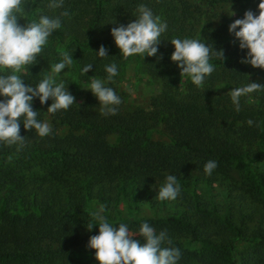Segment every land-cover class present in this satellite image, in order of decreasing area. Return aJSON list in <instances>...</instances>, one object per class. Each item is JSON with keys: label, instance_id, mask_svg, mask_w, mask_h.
<instances>
[{"label": "trees", "instance_id": "trees-1", "mask_svg": "<svg viewBox=\"0 0 264 264\" xmlns=\"http://www.w3.org/2000/svg\"><path fill=\"white\" fill-rule=\"evenodd\" d=\"M235 1L64 0L70 15L28 67L31 77L24 82L35 83L61 51L73 49L74 83L67 81L66 88L76 105L49 114L50 101L40 105L34 99L33 110L41 107L51 119V134L39 137L21 125L22 150L0 143V264H97L94 250L83 259L70 253L96 234V226L86 228L91 216L85 206L91 199L105 206V214L122 204L128 213L148 208L149 224L166 230L180 249L178 264H264V90L242 95L238 112L230 98L232 89L248 83L264 86V69L241 63L246 50L227 32L243 13L217 18V6ZM46 3L26 0L24 19L59 11ZM139 3L168 25L157 54L138 56V65L160 81L161 90L147 109L133 110H126L116 93L121 98L116 114L102 116L95 97L77 85L88 76L103 78L102 66L109 62L117 64V76L121 73L124 60L109 30L133 19ZM185 36L201 37L224 53L199 88L169 60V41ZM100 45L109 57L94 56ZM85 63L93 68L80 77ZM247 119L254 124L246 125ZM153 129H160L167 142L152 140ZM209 159L217 167L205 175L202 166ZM231 169H241L247 179L233 180ZM167 174L177 177L180 192L174 200L159 201L155 191ZM224 178L230 182L219 184V195L214 194V182ZM119 222L132 230L139 226L127 218ZM237 242L248 246L237 252Z\"/></svg>", "mask_w": 264, "mask_h": 264}, {"label": "clouds", "instance_id": "clouds-1", "mask_svg": "<svg viewBox=\"0 0 264 264\" xmlns=\"http://www.w3.org/2000/svg\"><path fill=\"white\" fill-rule=\"evenodd\" d=\"M25 4L26 0H0V143L15 145L17 151L26 145V136L19 134L21 125L39 137L52 132L50 122L39 119V111L33 110L34 99L40 105L50 101L46 108L49 114L67 110L75 104L66 83L57 79L62 69L73 65V49L61 51L58 59L48 65L47 74L35 83L24 82L26 76L31 77L28 67L37 63V57L48 44L49 37L62 28V19L70 15L64 9V0H47L45 7L59 10L56 14L39 11L27 20L24 19ZM18 18H23L24 23L19 24ZM110 22L116 23L112 19ZM167 28V22L155 15L151 7L139 3L133 19L126 24L116 23L109 34L120 57L139 56L142 60L145 56L157 54V46L162 40L160 37ZM227 32L240 50H246L240 62L264 69V0H259L255 14L246 10L242 18L232 20ZM169 42L173 48L169 60L175 63L179 75L187 77L197 88L214 71V62L221 63L225 58L222 49H214L201 37H174ZM93 54L96 58L109 57L103 45L98 46ZM102 67L106 75L103 78L89 77L83 88L95 97L102 116L115 115L121 98L109 83L118 74L117 64L109 62ZM92 68L91 63L83 64L79 67V76H84ZM258 90H264V86L248 83L247 86L232 89L230 98L234 110H240L242 95ZM245 123L252 126L254 121L247 119ZM202 167L205 175H211L217 162L209 159ZM179 192L177 177L167 174L156 189L155 197L159 201H171ZM105 211L103 204L95 206L90 214L91 222L86 227L89 231L93 226L97 229L96 234L90 235L86 242V247L94 250L93 257L97 264H178L180 249L172 245L166 230L157 231L146 220L132 230L128 223L110 222Z\"/></svg>", "mask_w": 264, "mask_h": 264}, {"label": "rangeland", "instance_id": "rangeland-1", "mask_svg": "<svg viewBox=\"0 0 264 264\" xmlns=\"http://www.w3.org/2000/svg\"><path fill=\"white\" fill-rule=\"evenodd\" d=\"M258 3L259 0H237L233 3H226L217 6L215 9V13L217 15V18L222 16L235 17L238 14L244 13L246 10H250L255 14L257 12ZM230 13H232V15H230ZM216 22L217 20L213 21V24H216ZM121 58L122 60H124L122 71L117 77L112 80V86L115 92L121 95L123 99V107L126 110L147 109L152 98L156 97L161 90L160 81L157 78L152 77L150 74H148L144 70V68L140 66L142 63L138 65V61L140 62L138 56H129L127 58ZM47 72L48 69L46 71V74ZM89 77L91 76L84 78L83 81L77 85L81 90L86 91V89L83 88L86 86L84 82H87V79ZM57 79L63 80L65 83L67 81L71 84L74 83V77L71 72V67L62 69L61 74L57 77ZM37 109L39 111L40 119H47L53 129L54 126L51 123L50 117L45 113V111L41 107H37ZM149 135L150 138L154 141L167 142L166 136L160 132V129H153L152 131H150ZM229 175L233 178V180L241 181L243 179H247L246 173L241 171V169H231L229 171ZM228 182H230L229 178L217 179L213 184V193L219 195V184H227ZM195 185L196 187H203V183L201 182H198ZM97 205L99 204L95 201V199H91L86 204L85 208L88 213L91 214L94 207ZM106 215L108 216L110 222L113 223H120V218L135 220L139 223L142 220H146L149 223L151 220V214L148 208L142 207L139 212L128 213L123 204L110 208L107 211ZM79 234L80 236H82L84 234V231H80ZM247 246L248 244L245 242H237L235 248L237 252H240L241 250L246 249ZM70 253L71 257L74 259H83L90 254L88 248L83 245L71 248Z\"/></svg>", "mask_w": 264, "mask_h": 264}]
</instances>
